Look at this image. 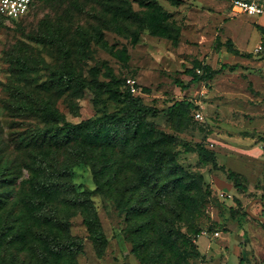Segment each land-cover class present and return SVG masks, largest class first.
Segmentation results:
<instances>
[{"label":"rangeland","instance_id":"374dc122","mask_svg":"<svg viewBox=\"0 0 264 264\" xmlns=\"http://www.w3.org/2000/svg\"><path fill=\"white\" fill-rule=\"evenodd\" d=\"M103 1L34 0L32 13L23 21L0 18V264H69L70 256L52 257L39 236L45 231L82 239L84 253L76 257L80 264H168L172 257L157 240L163 224L175 216L172 195L179 190L170 189L171 173L155 183L140 181L132 169L140 160L133 147L122 148L111 140L89 148L88 159L79 162L77 141L57 145L54 140L61 133L56 125L46 133L48 124L22 109L50 100L73 123L120 110L123 104L106 94L103 103H96L89 89L72 99L48 86L50 72L64 62H72L89 80V69L96 66L100 80L124 81L122 90L129 87L128 79L134 80L135 94L158 110L148 121L155 136L173 138L169 148L186 179L195 182L191 193L198 202L196 209L181 208L175 221L186 236L178 244L183 253L179 264H240V258L244 264H264V256L257 259L264 247V226L248 212L264 216V203L258 200H264V34L259 31L264 18L234 12L231 0H155L170 30L153 34L115 18L104 10ZM132 1L135 10L149 11ZM81 32L91 37L84 55L77 52ZM54 35L70 49L67 59L45 41ZM260 43L262 49L254 50ZM232 45L245 55L230 52ZM19 58L27 59L30 71L21 70ZM224 63L239 67L195 83L185 73L193 66L202 73L206 64L217 69ZM178 80L188 87L179 86ZM176 102L184 104L171 111ZM198 144L214 152L219 165L243 174L247 191L236 188L197 152L186 151L187 145ZM51 172L71 184L73 192L63 186L58 199L32 213L24 204L30 181ZM76 194L88 195L100 216L109 240L103 257L96 255L88 237L85 210L64 201ZM51 209L59 227L31 217ZM137 244L144 251L138 253Z\"/></svg>","mask_w":264,"mask_h":264},{"label":"trees","instance_id":"16d2710c","mask_svg":"<svg viewBox=\"0 0 264 264\" xmlns=\"http://www.w3.org/2000/svg\"><path fill=\"white\" fill-rule=\"evenodd\" d=\"M141 6L149 7V11H138L134 9L132 0H105L102 3L104 10L113 14V16L122 21H130L138 24L142 28H148L153 34H166L170 30L167 29V15L155 3V0H137ZM34 6V5H33ZM152 10V11H151ZM33 11V7L23 16L18 18H7L0 14V18L9 20L11 22H21L27 18ZM264 29L261 27V30ZM82 44L79 50L81 55H84L85 48L89 46L91 37L86 32H81ZM46 42L55 44L60 52L67 59L70 57V49L64 44V40L58 35L47 36ZM229 51L238 55L241 52L233 45L230 46ZM22 71H30L28 61L25 58H19ZM235 70L239 67L238 64L229 66L222 64L220 68H213L206 64L203 66V72H198V67H191L185 70V73L191 76L190 82L208 81L217 74L221 73L226 68ZM91 79H87L83 74L73 66L72 62H64V64L50 72L49 85L55 88L59 94H67L69 98L77 99L83 95L85 89H89L93 95L96 103H103L102 95H108L112 99L120 101L123 106L119 111L111 114L104 113L91 119L83 120L79 123H73L67 120L58 108H56L50 100L44 101L40 107L31 105L22 106L23 110L28 111L32 116H40L44 123L48 126L44 128L46 133L52 131L53 125L60 130L61 135L56 136L54 142L57 145H65L71 143L73 140L77 141L76 155L80 157L79 162H85L88 159L89 148L99 145L102 141H113L114 145L123 147H133L134 157L140 160L134 162L132 169L138 174L140 181H150L155 183L160 175H167L171 173L169 184L170 189L178 188V193L172 195L173 198V215L168 219V223H164L159 230L157 237L158 242L164 249L172 253V257L168 264H179L183 259V253L179 250L180 241L184 240L185 234L175 228V221L179 220L181 216V208L193 210L197 208V198L191 193L195 187L193 180L188 181L186 174L181 166L174 160V154L169 148L170 142L173 138L164 134L157 133L153 123L148 121L149 117H156L158 110L144 103L142 97L131 92L127 87L124 90L121 87L125 84L124 81L113 79L112 81H103L99 79L100 70L94 66L89 69ZM178 85L182 88H187L188 84L184 81L178 80ZM184 102H176L170 110L176 111L182 107ZM193 106L192 103H187ZM132 141L131 145L129 142ZM186 151L197 152L206 162L211 163L214 169L221 170L225 173L227 178L234 182L236 188L243 192L247 191V178L232 169H227L223 165L217 163L214 152L208 150L204 145L186 146ZM36 171V170H35ZM58 173L42 174L39 173L31 179V194L24 204L32 213H38L45 208L50 201L56 200L65 186L67 191L73 192L71 184L61 182L58 179ZM98 179V178H97ZM99 181V179H98ZM112 184V183H111ZM168 184V185H169ZM99 181V192L101 190ZM161 191L159 188L156 191L158 195ZM74 207L85 210L83 222L88 231V237L93 241L96 255L103 257L107 246L108 237L104 231L100 216L94 207L91 198L85 194H76L64 199ZM34 214V215H35ZM43 223L51 227H59L61 222L58 221L56 212L51 209L50 213L38 214ZM244 215H248L244 212ZM264 215V214H263ZM170 221V222H169ZM66 227L69 226L67 222ZM264 226V224L262 223ZM144 228V227H143ZM150 229V228H149ZM140 230V229H139ZM144 232L148 231L145 226ZM42 241L48 245L49 252L56 260H60L64 256H70L73 260L69 264H80L76 261L79 254L84 253V242L80 238L69 237L64 239L58 232L45 231L39 234ZM148 241V240H147ZM137 244L134 249L140 253L143 249ZM144 251V250H143ZM43 258L45 254L42 252ZM185 257V256H184ZM160 260L158 256L156 260ZM240 264H244L243 258H240Z\"/></svg>","mask_w":264,"mask_h":264},{"label":"built area","instance_id":"2783aa9c","mask_svg":"<svg viewBox=\"0 0 264 264\" xmlns=\"http://www.w3.org/2000/svg\"><path fill=\"white\" fill-rule=\"evenodd\" d=\"M34 5V0H0V14L7 18H18L26 14ZM231 9L238 14H247L264 18V0H231ZM259 45L255 50L259 51ZM131 92L137 93L136 82L128 79ZM202 118L201 114H197Z\"/></svg>","mask_w":264,"mask_h":264},{"label":"crops","instance_id":"0c3cea01","mask_svg":"<svg viewBox=\"0 0 264 264\" xmlns=\"http://www.w3.org/2000/svg\"><path fill=\"white\" fill-rule=\"evenodd\" d=\"M262 26H259L260 28H259V31L261 32V33H263L264 34V29H262V31L260 30L261 29V27L262 28H264V23L263 24H261ZM239 43L237 42V40H236V42H235V45H237L239 48H241L239 45H238ZM259 45H261V43L259 44ZM258 45V46H259ZM258 46H256V47H258ZM236 49H238V47H236V46H234ZM256 47H255V49H256ZM243 50H246V51H248L247 49H246V47L245 48H242ZM254 49V50H255ZM251 52V51H250ZM243 55H245V54H243L242 52H241V55L240 56H242L243 57ZM224 64H226V63H224ZM224 71V70H223ZM263 249H261L260 250V252H259V254L257 255V259L258 260H260V258H262L263 256H264V247H262Z\"/></svg>","mask_w":264,"mask_h":264},{"label":"water","instance_id":"95a60500","mask_svg":"<svg viewBox=\"0 0 264 264\" xmlns=\"http://www.w3.org/2000/svg\"><path fill=\"white\" fill-rule=\"evenodd\" d=\"M259 201H262L263 203H264V200H262V199H258ZM248 212H249V214L252 216V217H254L255 219H258V220H260L262 223H264V216H258V215H256V214H254L253 212H251L250 211V209H248Z\"/></svg>","mask_w":264,"mask_h":264}]
</instances>
